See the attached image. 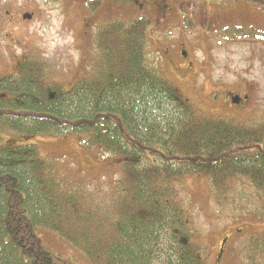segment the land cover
Wrapping results in <instances>:
<instances>
[{
  "label": "trees",
  "instance_id": "obj_1",
  "mask_svg": "<svg viewBox=\"0 0 264 264\" xmlns=\"http://www.w3.org/2000/svg\"><path fill=\"white\" fill-rule=\"evenodd\" d=\"M150 25L144 17L100 25L92 76L69 91L49 80L40 56L0 76V264H74L56 256L40 230L59 235L90 264H158L162 256L164 264H207L191 233L183 181L207 177L224 205L245 185L264 197V122L241 124L193 107L149 66ZM260 33L226 32L232 39ZM3 133L26 142L84 134L85 148L119 162L113 213L97 212L80 192L62 187L36 145H15ZM256 236L250 244L264 252V235Z\"/></svg>",
  "mask_w": 264,
  "mask_h": 264
},
{
  "label": "rangeland",
  "instance_id": "obj_2",
  "mask_svg": "<svg viewBox=\"0 0 264 264\" xmlns=\"http://www.w3.org/2000/svg\"><path fill=\"white\" fill-rule=\"evenodd\" d=\"M145 4L146 11L137 13L111 0H0L4 20L10 18L6 10L14 6L19 21L0 30V76L12 75L24 58L40 56L49 68V80L69 91L92 76L100 25L130 24L144 17L151 22L149 66L172 81L193 107L241 124L263 123L264 35L232 39L226 32L251 27L264 34V0H145ZM27 13H33L31 20ZM239 95L247 97L242 105L233 102ZM2 137L15 145H36L62 187L80 192L97 212L113 213L119 198V162L85 148L84 134L37 135L30 142L16 133ZM181 190L191 233L203 245L201 257L207 264H264L262 247L250 244L253 236L264 235L262 195L245 185L232 202L220 204L205 176L185 179ZM39 236L59 258L90 264L81 250L59 235L40 230Z\"/></svg>",
  "mask_w": 264,
  "mask_h": 264
},
{
  "label": "flooded vegetation",
  "instance_id": "obj_3",
  "mask_svg": "<svg viewBox=\"0 0 264 264\" xmlns=\"http://www.w3.org/2000/svg\"><path fill=\"white\" fill-rule=\"evenodd\" d=\"M50 2H54L56 3L57 1L55 0H48ZM115 3H125L127 4L133 11L137 12V13H142V12H145L146 11V4H145V0H111ZM4 5H2L1 7H3ZM1 10V8H0ZM14 11V12H13ZM16 11H17V8H15L13 6V8L11 7V10H6V13L5 15L7 16H10V18H6L7 20H4V18L0 15V30H2L3 26H5L6 28H9L10 25H14L15 23L19 22L18 21V18H16ZM0 14H1V11H0ZM27 16H31L33 15V13H30V14H25ZM25 16H24V20H25ZM188 58V54L186 55V59ZM19 64V63H18ZM18 64L16 66H18ZM239 104L238 105H242L243 103L246 102L247 100V97H241L240 95L239 96H236Z\"/></svg>",
  "mask_w": 264,
  "mask_h": 264
},
{
  "label": "water",
  "instance_id": "obj_4",
  "mask_svg": "<svg viewBox=\"0 0 264 264\" xmlns=\"http://www.w3.org/2000/svg\"><path fill=\"white\" fill-rule=\"evenodd\" d=\"M25 18H27V17H25ZM31 18H32L31 16H28V18H27V19H30V20H31ZM233 102H234V104H239V102H238V100H237V99H234V101H233Z\"/></svg>",
  "mask_w": 264,
  "mask_h": 264
}]
</instances>
